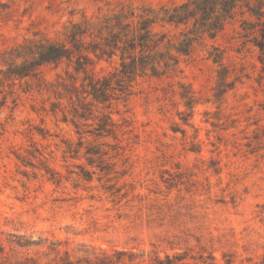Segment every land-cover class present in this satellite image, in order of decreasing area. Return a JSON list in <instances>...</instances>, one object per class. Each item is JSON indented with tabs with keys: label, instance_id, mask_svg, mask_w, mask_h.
<instances>
[{
	"label": "rangeland",
	"instance_id": "1",
	"mask_svg": "<svg viewBox=\"0 0 264 264\" xmlns=\"http://www.w3.org/2000/svg\"><path fill=\"white\" fill-rule=\"evenodd\" d=\"M172 1L179 0H0V50L32 32L54 35L71 14ZM216 43L226 49L224 64L242 76L235 90L220 105L199 104L185 123L187 111L170 90H179L181 81L201 100L211 98L215 67L205 50L182 64L178 77L141 80L112 108L113 118H125L130 130L120 137L123 155L109 160L118 175L96 171L91 182L76 175L84 160L63 152L62 141L76 139L72 127L40 111L52 94L34 84L30 92H18L16 105L9 102L0 112V264H57L64 256L86 264L102 252L122 250L155 251L160 258L182 252L197 257L205 250L217 264H264V149L248 154L244 145L264 126V79L257 81L264 75L252 50L239 52L232 28ZM108 68L105 61L93 66L97 74ZM63 69L47 66L41 75L55 82ZM34 147L61 176L59 185L38 160L31 167L17 158Z\"/></svg>",
	"mask_w": 264,
	"mask_h": 264
},
{
	"label": "trees",
	"instance_id": "2",
	"mask_svg": "<svg viewBox=\"0 0 264 264\" xmlns=\"http://www.w3.org/2000/svg\"><path fill=\"white\" fill-rule=\"evenodd\" d=\"M228 28L239 40V52L246 49L255 53L264 75V0H179L162 3L158 8L120 4L110 12L90 16L82 13L78 18L71 14V19L54 35L32 32L22 42L0 50V112L9 102L14 107L18 92L26 94L34 84L36 91L53 96L52 100L43 101L48 106H42L40 111L57 124L71 126L76 135V139L62 141L64 154L85 162L78 166L80 172L76 175L86 182L92 181L96 171L108 177L118 175L109 160L123 155L126 147L120 144V137L130 130L125 118L121 122L113 118V106L134 94L141 80L178 77L182 64L200 50L206 51L205 59L215 67L211 98L201 100L190 85L181 81L177 82L179 90L172 88L170 92L178 95L187 111L182 118L185 123L199 104H222L242 77L224 64L226 49L216 43ZM100 61L109 68L97 74L93 66ZM60 65L64 66L62 74L56 75L55 82H46L42 69ZM262 79L264 76L257 80L259 84ZM244 145L248 154L264 149V126ZM17 158L31 167V160H38L47 179L56 185L61 183V176L44 164L45 157L38 148ZM123 175L125 171L120 173ZM110 187L113 186L108 191H112ZM119 191L116 188L111 195ZM204 252L197 257L182 252L164 254L163 258L155 251L102 252L101 257L86 264H190L191 259L193 264H217L211 253L205 256ZM56 263L75 264L68 256L60 257ZM225 263L233 264L232 260Z\"/></svg>",
	"mask_w": 264,
	"mask_h": 264
}]
</instances>
